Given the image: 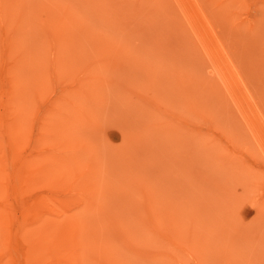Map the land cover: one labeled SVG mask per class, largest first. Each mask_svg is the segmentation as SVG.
Masks as SVG:
<instances>
[{"label": "rangeland", "instance_id": "374dc122", "mask_svg": "<svg viewBox=\"0 0 264 264\" xmlns=\"http://www.w3.org/2000/svg\"><path fill=\"white\" fill-rule=\"evenodd\" d=\"M0 254L264 264V0H0Z\"/></svg>", "mask_w": 264, "mask_h": 264}, {"label": "bare ground", "instance_id": "6f19581e", "mask_svg": "<svg viewBox=\"0 0 264 264\" xmlns=\"http://www.w3.org/2000/svg\"><path fill=\"white\" fill-rule=\"evenodd\" d=\"M181 6H182V4H181ZM182 10L184 11V14H185V16L187 18H191L192 14L190 12H188L186 7L182 6ZM42 51H44V50H42ZM226 69H228V68H227V66L225 64H223V65L220 64L219 67L217 68V72H218L221 80L225 83L227 88L230 90L231 94L234 96V98L241 99L242 96H241L240 91L238 90V81L232 80L231 79V74H228L226 72ZM73 110H75V112L78 113L81 110V108L78 105H74L73 106ZM254 131L257 132L256 129H254ZM69 132L71 133V131H69ZM258 137H260V136L258 135ZM62 144L74 148L73 152H75V153H78V152L81 153L82 152V147L85 149V145L84 144L83 145L79 144V142H77L75 140L74 136L69 137L68 139L64 140L62 142ZM71 156L73 157V155H71ZM75 157H77V155H74V158ZM0 258H1V254H0Z\"/></svg>", "mask_w": 264, "mask_h": 264}]
</instances>
